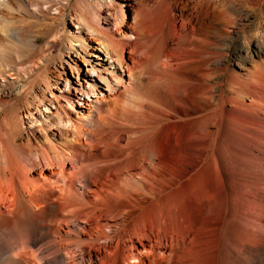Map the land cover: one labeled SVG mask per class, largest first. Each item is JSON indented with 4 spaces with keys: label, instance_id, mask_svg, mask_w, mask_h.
Here are the masks:
<instances>
[{
    "label": "bare ground",
    "instance_id": "obj_1",
    "mask_svg": "<svg viewBox=\"0 0 264 264\" xmlns=\"http://www.w3.org/2000/svg\"><path fill=\"white\" fill-rule=\"evenodd\" d=\"M11 2L78 27L15 68L33 78L0 124V264H264V0L248 31L237 0Z\"/></svg>",
    "mask_w": 264,
    "mask_h": 264
},
{
    "label": "rangeland",
    "instance_id": "obj_2",
    "mask_svg": "<svg viewBox=\"0 0 264 264\" xmlns=\"http://www.w3.org/2000/svg\"><path fill=\"white\" fill-rule=\"evenodd\" d=\"M237 1V5L239 3V5L244 6L245 8L249 7L248 9L250 10L251 16L250 19L244 24V30H251L256 23L262 21V15L258 9L255 10L252 5L248 4L247 0ZM63 12L64 14L61 16L59 11L53 8V10H50L47 16L34 17L23 14L20 10L16 9L11 0H0V25L6 21L4 19L6 18L7 20H10L13 25L20 28L21 35L24 39H30L31 37H34L35 39L32 45H26V47L22 45L21 49L19 50L17 49L16 45H14L16 43L13 44L11 41L12 39L9 40L10 38L8 39V36H6L0 29V50L2 51V55H0V68H2L3 73L5 72V77H7V79L10 81L8 85L6 84V86L3 87L4 100L0 101V124H4L6 122L7 115L11 116L12 113H16L15 111H23L26 105L25 91L23 90L28 87V81L33 78V75L29 76L28 78L17 76L18 74L20 75V70L16 71L18 69L15 68H20L23 65L28 64L30 59H33L34 57L48 50L49 46L46 39V30H48L50 26L55 28L66 27L68 30L72 31H75L76 27H78L76 24L77 18L73 15L74 11L72 6H67ZM244 15L245 14H243V16ZM54 21H56V25L51 24ZM101 56L105 59H100V61L107 64L105 55ZM90 69L91 67L89 65L85 66V72H89ZM94 74L96 75V73ZM18 77L19 79L17 80ZM19 86L20 88H18ZM17 88L22 89V92L18 93ZM82 107L84 109L83 111L86 112V107ZM51 110L56 111V106H51ZM8 112L10 114H8ZM72 115L74 118L76 117L75 119L81 118L80 110L74 109ZM4 117L6 118L5 121L3 120L5 119ZM17 141H23L22 143L26 144V139L24 136L17 139Z\"/></svg>",
    "mask_w": 264,
    "mask_h": 264
}]
</instances>
